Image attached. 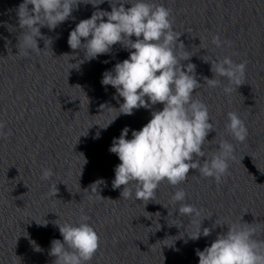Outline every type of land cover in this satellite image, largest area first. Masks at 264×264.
<instances>
[{"label": "clouds", "instance_id": "clouds-1", "mask_svg": "<svg viewBox=\"0 0 264 264\" xmlns=\"http://www.w3.org/2000/svg\"><path fill=\"white\" fill-rule=\"evenodd\" d=\"M80 2L23 0L17 9L18 25L22 30L18 37L17 54L21 57L30 53L39 55L42 50L38 47V38L44 40V49L51 45V40L44 37L40 29L47 27L54 30L72 15ZM103 2L101 0L99 4ZM109 2L111 11H95L90 18L76 24L69 33V47L83 50L84 59L89 61L110 53L116 44L129 50V57L116 63L111 71L104 72L101 81L102 85L115 88L118 97L123 98L118 108L119 114L132 115L134 109L163 105L162 110L151 111V119L140 130L132 131L131 139L126 138L128 127L122 129L119 138L113 139L109 151L118 156L120 163L114 169L112 188L122 187L121 198L142 201L147 205L150 201H156V192L161 183L171 185L176 188L171 203L175 205L180 202L178 216L188 217L191 223L197 224L196 232L189 238L198 240L201 235L207 237L212 229H201V224L212 216L199 219L202 209L186 203L187 193L177 186L187 180L190 170L219 183L229 175L230 162L236 157L232 143L225 139L217 140L218 133L209 107L198 98L196 90L202 85L221 87L219 78H224L228 83L222 87V91L230 97L244 84L247 61L236 63L231 55L216 59L202 56L203 61L211 63L213 78L203 77L204 82L200 83L196 77V65L190 62L182 64V61H189L192 55L179 40L183 33L174 30L170 8L154 0H119L118 7L112 0ZM125 4L131 6L126 8ZM202 43L200 39V45ZM211 43L217 48L231 46L230 41H222L219 35H213ZM5 128L6 123L0 121V138L11 135V131L6 132ZM212 131L216 132V136L209 141L207 137ZM225 131L238 143H244L248 137L247 126L235 111L227 113ZM212 143L218 147L216 151L209 152L205 145ZM53 175L50 168H42L40 179L49 181ZM101 183L104 181L91 184L90 194L89 189H84L87 200L110 199L99 193L97 195L96 186ZM56 185H50L49 196L57 195ZM155 214L160 216L159 212ZM89 220L90 217L81 209L76 222L54 221L63 241H51L49 255L54 257L53 264H90L101 241ZM36 223L47 226L48 221ZM217 226H226L227 231L219 233L211 245L202 251L196 249L199 264H264V239L256 238L258 225L244 222L242 218L221 223L217 218L213 228ZM30 243L35 251H40L35 241Z\"/></svg>", "mask_w": 264, "mask_h": 264}]
</instances>
